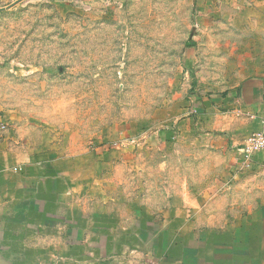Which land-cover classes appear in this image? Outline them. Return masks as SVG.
<instances>
[{
    "label": "rangeland",
    "instance_id": "rangeland-1",
    "mask_svg": "<svg viewBox=\"0 0 264 264\" xmlns=\"http://www.w3.org/2000/svg\"><path fill=\"white\" fill-rule=\"evenodd\" d=\"M248 77L264 78V0H0L6 178L19 157L35 176L31 198H0V241L45 222L53 264L83 228L146 264H264V154L212 137L214 98ZM203 188L206 208L175 213L174 190Z\"/></svg>",
    "mask_w": 264,
    "mask_h": 264
},
{
    "label": "crops",
    "instance_id": "crops-1",
    "mask_svg": "<svg viewBox=\"0 0 264 264\" xmlns=\"http://www.w3.org/2000/svg\"><path fill=\"white\" fill-rule=\"evenodd\" d=\"M216 102V108L220 105L224 106L226 111V122L222 124L220 131L216 132L214 130L215 124L212 125V137L215 138L213 142L217 141L216 145L223 147V150L232 154L235 145L240 142H244L249 135L253 132L259 131L262 127L264 120V78L263 77H248L243 79L235 92H232L227 97L216 96L214 98ZM236 122H234V120ZM194 133L199 135V128L191 129ZM208 141V140H207ZM211 143V146L214 145ZM206 144H210L206 142ZM4 144L0 140V198L4 199V195H9L10 200L13 204H18L23 198H31L32 196V179L35 178L33 174L34 164L29 159L25 157H19L13 164L14 173L12 178H6L5 171V160L3 146ZM240 155H244L238 152ZM209 155V151L204 154V156ZM30 162V164H28ZM30 168V170H28ZM43 178L39 180V187L42 184L45 188L46 184L49 182L46 174H43ZM59 179L62 180V177ZM211 175L206 177V174L198 176L195 182L208 183L212 181ZM179 182L188 183L189 180L181 177L178 178ZM23 183V184H22ZM63 185V183H61ZM23 187V189H22ZM204 189V190H203ZM199 193H193L191 190L178 191L174 190L172 195L173 199L183 200V204L176 205L174 208L176 214L181 212L194 213L191 211L192 207L197 209L206 208V200L211 197L210 191L203 188ZM46 190H48L46 188ZM67 188L61 189L60 194L66 191ZM49 191V190H48ZM6 192V194H5ZM22 192H24L22 194ZM186 202V203H185ZM189 209V210H188ZM92 213H95L94 211ZM98 213V212H96ZM70 225V224H69ZM68 226L75 230V228L81 232L82 227L77 223L73 226ZM72 225V224H71ZM45 222L36 223L33 226L20 225V230L25 227L28 230L31 228L38 229L39 233L35 238L29 240L23 239L12 242V251L9 250V243L6 241H0V264H53L52 261V249L54 246V240L51 236L47 235V231L52 229ZM66 226V227H67ZM74 227V228H73ZM60 229H63L61 227ZM109 232L107 236L111 238L110 228L106 227ZM86 232L83 238L77 239L76 241L63 243V249H61V255L59 260L55 261L54 264H146L147 253L141 250L131 249L130 251L123 252L122 255L116 254L111 246L98 245L94 240L93 231H88L83 228ZM82 233V232H81ZM80 233V234H81ZM44 234V235H43ZM86 236V237H85ZM115 236L112 237L114 239ZM28 240V243L26 241ZM21 245L23 246L21 248ZM115 244H112L114 246ZM26 247L27 249H25ZM115 247V246H114ZM107 249V250H106ZM105 250L107 252H105Z\"/></svg>",
    "mask_w": 264,
    "mask_h": 264
},
{
    "label": "built area",
    "instance_id": "built-area-1",
    "mask_svg": "<svg viewBox=\"0 0 264 264\" xmlns=\"http://www.w3.org/2000/svg\"><path fill=\"white\" fill-rule=\"evenodd\" d=\"M240 151L245 154H264V120L259 131L247 137Z\"/></svg>",
    "mask_w": 264,
    "mask_h": 264
}]
</instances>
